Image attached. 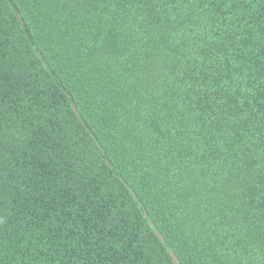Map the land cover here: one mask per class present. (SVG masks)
<instances>
[{
	"label": "trees",
	"instance_id": "trees-1",
	"mask_svg": "<svg viewBox=\"0 0 264 264\" xmlns=\"http://www.w3.org/2000/svg\"><path fill=\"white\" fill-rule=\"evenodd\" d=\"M10 2L0 264H264V0Z\"/></svg>",
	"mask_w": 264,
	"mask_h": 264
},
{
	"label": "water",
	"instance_id": "water-1",
	"mask_svg": "<svg viewBox=\"0 0 264 264\" xmlns=\"http://www.w3.org/2000/svg\"><path fill=\"white\" fill-rule=\"evenodd\" d=\"M6 2L10 5V7H11V9H12L14 15H15V18H16L17 21L19 22L20 27L23 28V30H24V32H25V34H26L28 40H29L30 43H31V46H32V48H33L35 54L38 56L40 62H41L42 64H44V60H43L42 56L40 55V52H39L38 48H37L36 45L32 42L30 36L28 35L27 31L25 30L24 22H23V20H22V18H21V16H20V14H19L18 11L16 10V8L12 5V3L10 2V0H6ZM70 101H71V100H70ZM71 107H72L74 113L76 114L77 118L80 120V115L78 114V111H77V109H76V107L74 106V104H73L72 101H71ZM82 123H83L84 126L86 125L84 122H82ZM105 161H106V163H107L108 165H110V163L108 162L107 159H105ZM122 182H123L124 185L126 186V183H125L123 180H122ZM135 199H136V198H135ZM137 203H138V205H139V207H140V210H141L143 216L147 219V214L145 213V211H144L143 207L141 206L140 202L137 201ZM148 223H149V226H150V228L152 229V231L156 234V236H157L158 239L160 240V242H161V243H164L163 239H161V237H160V235H159V232H158V231L156 230V228L154 227V224H153L150 220L148 221ZM169 255H170V257H171V259H172V261H173L174 264H180V263L178 262L177 257L174 255L173 252H170Z\"/></svg>",
	"mask_w": 264,
	"mask_h": 264
}]
</instances>
